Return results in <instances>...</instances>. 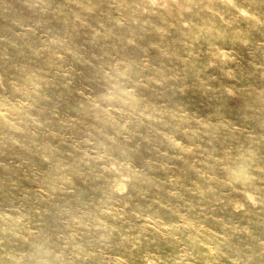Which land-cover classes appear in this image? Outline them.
<instances>
[{"label":"rangeland","instance_id":"obj_1","mask_svg":"<svg viewBox=\"0 0 264 264\" xmlns=\"http://www.w3.org/2000/svg\"><path fill=\"white\" fill-rule=\"evenodd\" d=\"M0 264H264V0H0Z\"/></svg>","mask_w":264,"mask_h":264}]
</instances>
